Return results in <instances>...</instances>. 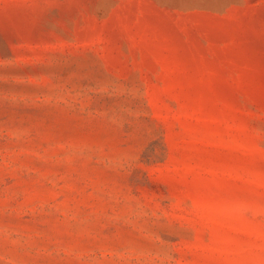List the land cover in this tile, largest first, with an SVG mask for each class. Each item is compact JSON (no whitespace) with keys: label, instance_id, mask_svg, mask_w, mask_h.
<instances>
[{"label":"rangeland","instance_id":"rangeland-1","mask_svg":"<svg viewBox=\"0 0 264 264\" xmlns=\"http://www.w3.org/2000/svg\"><path fill=\"white\" fill-rule=\"evenodd\" d=\"M0 264H264V0H0Z\"/></svg>","mask_w":264,"mask_h":264}]
</instances>
